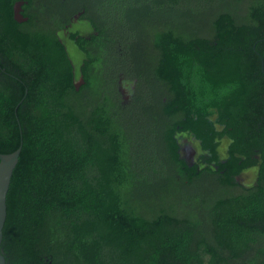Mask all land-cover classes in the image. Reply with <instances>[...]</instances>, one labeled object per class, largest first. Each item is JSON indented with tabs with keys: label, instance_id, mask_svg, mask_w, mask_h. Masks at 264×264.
Listing matches in <instances>:
<instances>
[{
	"label": "trees",
	"instance_id": "trees-1",
	"mask_svg": "<svg viewBox=\"0 0 264 264\" xmlns=\"http://www.w3.org/2000/svg\"><path fill=\"white\" fill-rule=\"evenodd\" d=\"M16 1L0 0V154L21 143L6 263L263 264L264 0H24L23 22ZM77 13L97 33L77 40L79 90L56 34Z\"/></svg>",
	"mask_w": 264,
	"mask_h": 264
},
{
	"label": "water",
	"instance_id": "water-1",
	"mask_svg": "<svg viewBox=\"0 0 264 264\" xmlns=\"http://www.w3.org/2000/svg\"><path fill=\"white\" fill-rule=\"evenodd\" d=\"M24 3V0H18L13 5V14L14 19L18 22H23L27 20V17L23 16L21 13V6ZM80 13H77L71 19V24L66 29H59L56 31L57 36L60 38L62 45L66 51L67 57L70 59V62L73 67V86L75 90H79L81 85L85 83L81 72V66L83 60L86 58L85 53L67 36L69 37L70 33L74 32L76 29L83 32L85 29L96 32L94 27L91 25V22L88 19H82L83 28L76 19H78ZM80 22V21H79ZM85 27V28H84ZM121 83H127L130 86V89L134 86L132 82L120 80ZM21 150L20 145L10 153H1L0 154V264H7L5 257L1 251V242L3 238V226L6 219V196L9 189L11 176L13 170L17 164L18 157ZM264 264V263H263Z\"/></svg>",
	"mask_w": 264,
	"mask_h": 264
},
{
	"label": "rangeland",
	"instance_id": "rangeland-1",
	"mask_svg": "<svg viewBox=\"0 0 264 264\" xmlns=\"http://www.w3.org/2000/svg\"><path fill=\"white\" fill-rule=\"evenodd\" d=\"M241 2H242V6H244L245 3H247V0H241ZM130 90H131L130 86L127 83L120 84L121 96L124 100H126L130 96ZM180 139L183 147L182 152L184 153V155H189L191 153L194 154V151L197 148L196 142H193L188 137L184 138L183 136ZM226 145H227V141L223 139L219 147L220 153L222 155L225 152ZM255 174H256L255 167L247 169L238 177L239 178L238 180L246 185L252 184L253 181L255 180Z\"/></svg>",
	"mask_w": 264,
	"mask_h": 264
},
{
	"label": "flooded vegetation",
	"instance_id": "flooded-vegetation-1",
	"mask_svg": "<svg viewBox=\"0 0 264 264\" xmlns=\"http://www.w3.org/2000/svg\"><path fill=\"white\" fill-rule=\"evenodd\" d=\"M23 5V4H22ZM21 9H22V6H21ZM23 10V9H22ZM22 10H21V13H22ZM13 17H14V14H13ZM81 20L82 19H80V15H79V17H78V19H76L75 21H77L78 23H79V25H81V28H83V26L85 25H83V22L81 23ZM80 21V22H79ZM91 22V21H90ZM71 24V20H70V22L68 23V24H66L65 25V27H63V28H61V29H66V28H68L69 27V25ZM91 25H92V23H91ZM93 26V25H92ZM85 28V27H84ZM92 34H97L96 32H92L91 30H86L85 29V31H81V29L80 30H78V29H76L74 32H72V33H70V35H69V37L67 36V38H69L71 41H73L77 46H78V44H77V40L80 38V37H82V38H84V39H86V40H88L89 41V39L91 38V35ZM72 35H74V37H72ZM57 38H58V40H59V42L61 43V40H60V38L57 36ZM62 44V43H61ZM64 47V46H63ZM79 47V46H78ZM133 88V87H132ZM132 88H131V90H132ZM131 90H130V96H131ZM130 96L126 99V100H128L129 98H130ZM183 137L184 138H187V136L185 135V134H183ZM192 140V139H191ZM193 141V140H192ZM222 141V140H221ZM193 142H195V141H193ZM199 143V142H198ZM198 143L196 142V145L198 146ZM182 150H183V147H182ZM200 153H202V152H200ZM199 155V153H198V147L195 149V151H194V154H189V155H184V158L186 159V160H189V162L190 163H193L194 161H195V159H196V156H198ZM215 167V166H214ZM239 179V178H238Z\"/></svg>",
	"mask_w": 264,
	"mask_h": 264
}]
</instances>
